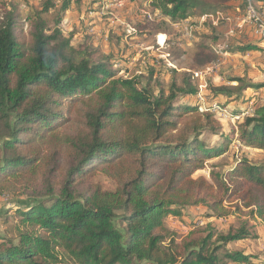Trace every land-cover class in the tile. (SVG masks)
I'll use <instances>...</instances> for the list:
<instances>
[{
	"label": "trees",
	"instance_id": "obj_1",
	"mask_svg": "<svg viewBox=\"0 0 264 264\" xmlns=\"http://www.w3.org/2000/svg\"><path fill=\"white\" fill-rule=\"evenodd\" d=\"M215 1L152 4L176 21L196 8L210 14ZM71 5L44 0L24 18L15 4L0 9V196L13 197L19 215L18 236H0V264H247L251 256L230 246L253 239L252 224L207 226L179 241L165 221L228 201L264 219V160L194 177L233 141L264 151V102L247 115L219 103L248 101L243 93L262 86L234 79L236 87L211 88L208 108L244 115L221 134L190 73L171 69L156 86L153 71L119 77L111 54L74 48L63 29ZM220 134L215 146L206 138Z\"/></svg>",
	"mask_w": 264,
	"mask_h": 264
},
{
	"label": "rangeland",
	"instance_id": "obj_2",
	"mask_svg": "<svg viewBox=\"0 0 264 264\" xmlns=\"http://www.w3.org/2000/svg\"><path fill=\"white\" fill-rule=\"evenodd\" d=\"M42 1L0 0V9L15 4L24 18ZM152 2L154 0H72L63 21L65 35L72 39L74 48L83 43L86 45H81L82 48L88 52L97 50L100 54H111L115 60L114 68L121 69L119 77H148L153 71L154 85L165 86L172 78L171 69L190 73L206 98V108H203L213 107L223 123L221 134L229 133L233 124L264 102V38L256 33L248 19L250 10L255 12V18L264 21V1L252 0L249 4L247 0H216L215 4L220 7L210 14L196 8L190 10L186 18L176 21L154 10ZM56 15L54 11L47 17L52 19ZM247 44H255L263 50L233 51ZM203 45L208 49L199 47ZM234 79H242V85L262 86L261 89L249 88L243 93L248 99L246 103L239 100L230 106L231 102L227 104L226 100L218 99L221 106L229 105L226 107L231 110L247 107L240 119L214 105L217 102L208 108L212 103L209 100L211 88L222 85L236 87L239 84L231 82ZM200 96L198 98L203 102ZM221 134L206 138L215 146L223 141ZM242 159L261 162L264 151L249 149L239 141H233L228 152L206 159L204 169L194 177L209 179L213 171L226 173ZM13 199L0 196V236L7 238H16L19 233L18 207ZM236 203L225 202L223 208L217 210L205 205L189 206L181 211V215L167 217L166 226L180 241L189 233L207 226L225 232L231 226H242L241 222H248L255 227V237L234 243L230 248L250 255L251 261L247 264H264V219L253 218L250 209L239 212Z\"/></svg>",
	"mask_w": 264,
	"mask_h": 264
},
{
	"label": "built area",
	"instance_id": "obj_3",
	"mask_svg": "<svg viewBox=\"0 0 264 264\" xmlns=\"http://www.w3.org/2000/svg\"><path fill=\"white\" fill-rule=\"evenodd\" d=\"M248 19H249V22L254 25L256 33L261 35L264 38V21H259L258 18H255V12H251L250 10H249ZM200 97H202V95ZM203 101H204V98H203ZM205 110L211 111L209 109L203 108L202 106L201 111H205ZM212 111H215V110H212Z\"/></svg>",
	"mask_w": 264,
	"mask_h": 264
}]
</instances>
